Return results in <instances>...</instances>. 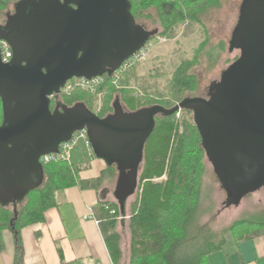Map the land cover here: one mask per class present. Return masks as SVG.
Segmentation results:
<instances>
[{
  "label": "water",
  "instance_id": "water-1",
  "mask_svg": "<svg viewBox=\"0 0 264 264\" xmlns=\"http://www.w3.org/2000/svg\"><path fill=\"white\" fill-rule=\"evenodd\" d=\"M157 34L137 22L131 0H21L15 5L0 26V38L13 50L5 63L0 47L1 204H16L41 186L42 157L58 154L62 143L86 130L94 155L118 170L113 195L126 216L156 117L182 109L193 112L231 205L264 187V0L242 1L229 41L230 52L240 55L212 82L207 97L136 111L116 99L105 117L80 102L52 107L69 80L112 76Z\"/></svg>",
  "mask_w": 264,
  "mask_h": 264
},
{
  "label": "trees",
  "instance_id": "trees-1",
  "mask_svg": "<svg viewBox=\"0 0 264 264\" xmlns=\"http://www.w3.org/2000/svg\"><path fill=\"white\" fill-rule=\"evenodd\" d=\"M20 1L0 0V16L4 12L7 17L12 12L10 6L15 8ZM131 2L137 22L145 25L149 20L152 23L153 20L154 22L158 20L164 27V30L158 33L169 35L174 32V26L179 21H198L204 11L213 5L217 6L221 0H215V4L210 0H131ZM153 10L156 12L155 16ZM208 43L209 37L203 42V48ZM218 49L213 53L208 52L212 66L216 65L220 58L219 51L224 49L223 42ZM199 58V54H196L194 58L183 59L177 65L171 76L167 78L169 84L167 92L140 87L144 94L138 96L136 89L128 84V78L135 74L134 69L137 64H134L126 73L127 77L123 74L118 86L112 76L104 75L101 83L94 90L75 86L70 93L62 94L60 97L68 106L80 102L93 111L99 105L97 103L101 102L98 113L101 117L113 112L114 97L120 99L128 111H136L154 104L171 108L186 97H194L186 93L197 90L198 77L191 68ZM184 112L190 114L191 111L184 110ZM190 134H196L198 149L205 151L203 139L192 118H188L185 114L178 118L177 113L156 117L155 129L145 146L137 197L133 204L129 264H208L206 257L221 248L226 232H232L239 240L261 234L259 231L250 233L248 231L252 226L264 227V220L258 218L235 221L223 231L218 240H215L213 233L203 235L201 232L191 230L199 209L202 186L198 176L183 177L180 172L186 153L189 158L190 153L186 152L185 144L186 137L192 139ZM84 167L71 163L65 158L46 163L44 164L45 179L41 186L32 190L16 204L0 203V251L5 249L4 232L9 230L15 240L14 264H24L22 229L28 225L44 222V213L57 204V194L60 191L76 185L82 188L100 189L104 172L96 178L83 179L80 172ZM106 170L111 173L117 171V168L114 165ZM182 183L187 189L184 194L185 200L176 198V190ZM95 209L112 260L114 264H119L122 249L121 237L116 227L122 217L120 206L116 201L101 200Z\"/></svg>",
  "mask_w": 264,
  "mask_h": 264
},
{
  "label": "rangeland",
  "instance_id": "rangeland-1",
  "mask_svg": "<svg viewBox=\"0 0 264 264\" xmlns=\"http://www.w3.org/2000/svg\"><path fill=\"white\" fill-rule=\"evenodd\" d=\"M210 1L214 4L216 3L215 0ZM242 1L243 0H221L217 6L213 5V7L204 11L203 14L200 15L198 21H179L174 26V32H171L169 35H161L158 33L157 35L159 36L155 39L154 37L151 38L153 43L144 59L132 62L123 73L125 76L131 66L137 64L136 69H134V78L133 76L128 78V84H131L133 89H136V93L139 94L138 96H143L144 94L143 89L140 87H149L152 91L160 89L167 92L169 86L167 78L171 76L177 65L183 59H192L196 54H199L200 58L191 68V71L198 77V87L196 91L189 92L188 94L186 93V95L207 97L212 82L218 81L222 72L240 55L239 50L230 52L229 41L232 31L238 22ZM9 9L13 11L14 6L11 5ZM155 14L156 12L153 10V16H155ZM5 20L6 15L3 12L0 16V24ZM146 23L150 30H154L155 28H158L159 32L164 30V27L158 20L156 22L153 20V23L149 20V22ZM207 37H209V43L203 48V42H205ZM221 42L224 43V49L219 51L221 54L219 56L220 58L216 65L212 66V62L209 59L210 53L208 52L211 51L213 53L214 50H219L218 48ZM115 100L116 97H114L112 102L114 103ZM100 103L101 102L97 103L99 105H96L97 107H95V109H98ZM122 104L124 108H126L124 103ZM184 110L186 109L177 112L178 118H181L185 114L194 121L193 112L191 111L190 114H186ZM2 117L3 110L0 97V119H2ZM190 137H192V139L186 137L185 144L186 152L190 153L189 158H187L188 153H186V159L180 167V172L183 174V177L190 175H194L195 177L198 176L202 186L200 205L191 230L194 232H201L203 235L213 233L215 240H218L223 231L229 228L235 221L245 218H258V220H264V187L244 197L240 204L231 205L205 151L202 152L198 149L199 145L196 142L198 141L196 134H190ZM83 143L84 142L81 140L78 145L68 149V152H70L72 148L76 150L83 149L85 156L83 158L89 160L88 148ZM92 155L96 157L93 152ZM83 158H81V161H83ZM74 163L79 164L80 161L75 160ZM103 172L104 179L100 188H106V190H108V200L106 201L115 202L116 199L113 192L116 186L115 183L118 179V170L110 173L105 169ZM186 191L187 189L184 183L181 185L179 184L176 190V198L185 200L186 197L184 194ZM136 197L137 193L129 198L127 202V215L120 218L116 227V231L121 237L120 245L122 244L127 258L131 256V215ZM226 205L230 206L226 207ZM197 229H199V231H196ZM245 230L247 231V229ZM248 231L249 233L256 231L263 233L264 227L256 225L250 227ZM9 233L13 234L11 231Z\"/></svg>",
  "mask_w": 264,
  "mask_h": 264
},
{
  "label": "crops",
  "instance_id": "crops-1",
  "mask_svg": "<svg viewBox=\"0 0 264 264\" xmlns=\"http://www.w3.org/2000/svg\"><path fill=\"white\" fill-rule=\"evenodd\" d=\"M88 151L89 160L83 158V149L72 148L68 153L71 163L79 160L85 166L80 172L83 179L96 178L108 168L105 160ZM101 200H108L106 188L76 185L60 191L57 204L44 213L45 221L21 231L24 264H114L100 223L90 217L93 214L98 219L95 207ZM9 232H4L5 249L0 251V264H14L15 240ZM224 238L221 248L206 257L208 264H264V232L242 240L226 232ZM121 249L119 264L129 263L122 244Z\"/></svg>",
  "mask_w": 264,
  "mask_h": 264
},
{
  "label": "built area",
  "instance_id": "built-area-1",
  "mask_svg": "<svg viewBox=\"0 0 264 264\" xmlns=\"http://www.w3.org/2000/svg\"><path fill=\"white\" fill-rule=\"evenodd\" d=\"M152 43H153L152 40L147 42V45H145L142 49H140L138 51V53L136 55H134V57L132 56L130 59L125 61L123 63V65L113 73V75H112L113 81L117 86L120 83L121 77L123 76V73L128 68V66L131 65L132 62L140 61V60L144 59L146 54L150 51V47H151ZM0 47L2 49V61L5 63L11 62V60L13 58V50L11 49V47L9 46L7 41L0 38ZM102 79H103V76L102 77H96V78L93 77V79L73 78L66 83V85L61 89L60 93L57 94V96L70 93L71 89H73L75 86H80L82 88L94 90V88L98 84L101 83ZM100 108H101V103H100V106L98 107V109H96V111H94V113L96 112L98 114L100 111ZM81 140L84 142L83 144H85V146L91 152H93L92 147H91V142H90L88 135H87V131L82 130V131H78V132L74 133L72 139L69 142L62 143L60 145V152L58 154L53 153V154L45 155L42 157L41 162L44 165L46 163H49L51 161H54V160L60 159V158L69 159L68 149H70L73 146L78 145V143ZM90 217L95 219L97 223L100 222L98 219H96V217L93 214H91Z\"/></svg>",
  "mask_w": 264,
  "mask_h": 264
},
{
  "label": "flooded vegetation",
  "instance_id": "flooded-vegetation-1",
  "mask_svg": "<svg viewBox=\"0 0 264 264\" xmlns=\"http://www.w3.org/2000/svg\"><path fill=\"white\" fill-rule=\"evenodd\" d=\"M13 13H15V8H14V10L12 11V12H10L9 14H13ZM8 14V15H9ZM8 21V16L6 17V20L3 22V23H1L0 24V26H5L6 25V22ZM139 23V22H138ZM146 29H149L148 28V25H143ZM156 29V28H155ZM150 30V29H149ZM157 30H158V28H157ZM159 32V31H158ZM157 36H159V35H155L154 36V39L157 37ZM57 102H62V103H64L63 102V99L60 97V96H56V97H54V99H53V102H52V107L54 108V106L56 105V103ZM2 110H3V104H2ZM4 119V113H3V117H2V119H0V126L3 124V120Z\"/></svg>",
  "mask_w": 264,
  "mask_h": 264
}]
</instances>
